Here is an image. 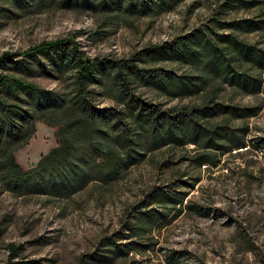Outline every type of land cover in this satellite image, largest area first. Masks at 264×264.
<instances>
[{"label": "trees", "instance_id": "16d2710c", "mask_svg": "<svg viewBox=\"0 0 264 264\" xmlns=\"http://www.w3.org/2000/svg\"><path fill=\"white\" fill-rule=\"evenodd\" d=\"M185 1L12 0L22 8L57 2L65 9L117 20L157 17ZM197 5L193 0L189 10ZM239 11L251 14L231 16ZM251 33L260 39L244 36ZM263 72L264 0H219L199 25L122 57H91L76 36L4 51L0 54V193L65 200L91 183L116 182L164 148L182 149L180 161L209 170L220 167L225 155L239 154V149L259 151L264 138H248V119L259 114L261 105L234 100L238 94H259L264 89ZM39 77L55 80L58 87L39 85L35 82ZM145 91L156 97L148 99ZM182 99L194 101L169 105ZM37 120L57 126V144L34 166L24 168L15 151L35 134ZM186 176L181 173L153 185L132 207L123 229L104 237L102 248L84 256L109 264L149 249L153 229L166 226L184 209L209 216V208L186 201L198 180ZM10 251L13 258L18 247ZM167 260L176 264L179 255L171 254Z\"/></svg>", "mask_w": 264, "mask_h": 264}, {"label": "rangeland", "instance_id": "374dc122", "mask_svg": "<svg viewBox=\"0 0 264 264\" xmlns=\"http://www.w3.org/2000/svg\"><path fill=\"white\" fill-rule=\"evenodd\" d=\"M192 1L157 17L117 20L102 13L65 9L57 2L22 8L12 0H0V54L22 51L43 40L76 36L91 57L127 56L199 25L219 0H196L197 7L190 11ZM250 14L239 11L231 16ZM244 36L250 41L260 39L257 33ZM35 82L58 87L50 78H35ZM145 96L156 97L151 91H145ZM193 101L172 100L169 105ZM234 101L261 105L259 114L248 119V138H264V89L254 96L238 94ZM35 125V134L15 151L24 168L34 166L57 144V126L43 120ZM245 149H239L236 156L225 155L220 167L209 170L180 161L182 149L164 148L131 167L116 182L91 183L65 200L2 192L0 264H103L84 255L102 248L104 237L123 229L132 207L148 189L181 173L198 177L186 201L209 208L211 214L201 216L184 209L166 226L153 229L149 249L114 258L109 264H169L171 254L179 255L176 264H264V148ZM12 246L18 251L10 258Z\"/></svg>", "mask_w": 264, "mask_h": 264}]
</instances>
